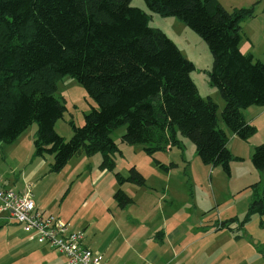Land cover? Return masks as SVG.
<instances>
[{
    "label": "trees",
    "instance_id": "1",
    "mask_svg": "<svg viewBox=\"0 0 264 264\" xmlns=\"http://www.w3.org/2000/svg\"><path fill=\"white\" fill-rule=\"evenodd\" d=\"M143 1L149 12L179 19L204 40L211 54L207 80L224 103L220 119L247 140L256 126L242 110L264 106V61L242 52L239 44L241 22L255 15L259 1L231 9L219 0ZM149 12L131 0H0V145L15 142L36 124L34 154L52 155L51 172L75 154L99 153V169L116 177L113 199L119 208L132 202L123 182L145 184L134 166L126 176L114 171L119 146L111 134L121 126L120 142L143 146L162 169L175 164L161 163L154 154L182 149L185 137L204 163L229 172L230 161L238 157L227 147L218 106L199 94L190 75L194 63L149 25ZM66 75L96 103L82 124L69 121V139L54 128L67 110L55 95L57 81ZM251 162L264 175V142L254 146ZM253 186L242 223L257 215L264 231V184L260 192L258 184ZM224 227L228 224L219 225Z\"/></svg>",
    "mask_w": 264,
    "mask_h": 264
},
{
    "label": "rangeland",
    "instance_id": "2",
    "mask_svg": "<svg viewBox=\"0 0 264 264\" xmlns=\"http://www.w3.org/2000/svg\"><path fill=\"white\" fill-rule=\"evenodd\" d=\"M255 1L219 0L226 9L247 7ZM258 1V5L264 4V0ZM131 4L149 12L143 0H131ZM149 13V25L161 29L181 54L194 63L190 75L199 94L207 97L210 91H216L217 98L221 97L207 80L211 54L204 40L175 17ZM259 21L254 16L241 23H245L243 31L247 28L253 40L259 37ZM245 43L243 36V48ZM263 46L259 41L249 48L262 61ZM55 95L65 100L67 110L54 128L60 136L69 139L72 133L69 121L82 124L83 114L96 107V103L68 75L57 81ZM220 99L219 124L228 133L230 152L234 157L239 156L230 161L229 172L220 165L204 163L194 144L185 137H181L182 149L173 147L154 154L161 163L175 164L169 170L162 169L143 146L120 142L124 131L121 126L111 134L119 146L115 171L126 176L129 167L134 166L145 177L141 186L130 182L120 185L132 198L121 209L113 199L118 186L114 173L100 176L99 153L75 154L61 170L51 172L52 155L34 154L37 126L32 124L15 142L0 145L1 181L4 187L14 191H17L14 184L22 185L25 191L30 184L34 200L49 204V210H58L63 220L74 225L72 229L83 232L86 239L95 242L93 248L99 246L114 264H165L169 258L163 252L171 249L175 252L172 264H264V231L259 226V216L242 223L254 195L253 185L258 184L260 192L264 184V175L251 162L254 146L264 142V114L252 119L263 106L252 105L242 110L247 121L256 126L255 133L243 140L232 136L220 119L224 104ZM225 223L228 227L219 228ZM22 238L28 236L18 224L0 226V264H61L55 249L36 241L24 247ZM83 243L87 246L84 239Z\"/></svg>",
    "mask_w": 264,
    "mask_h": 264
},
{
    "label": "built area",
    "instance_id": "3",
    "mask_svg": "<svg viewBox=\"0 0 264 264\" xmlns=\"http://www.w3.org/2000/svg\"><path fill=\"white\" fill-rule=\"evenodd\" d=\"M1 212L31 238L61 251L66 257L64 264H107L100 252L83 243V232L70 230L67 222L36 207L30 185L24 192L14 191L4 187L0 178Z\"/></svg>",
    "mask_w": 264,
    "mask_h": 264
},
{
    "label": "crops",
    "instance_id": "4",
    "mask_svg": "<svg viewBox=\"0 0 264 264\" xmlns=\"http://www.w3.org/2000/svg\"><path fill=\"white\" fill-rule=\"evenodd\" d=\"M222 4V3H221ZM223 5V4H222ZM225 7V6H224ZM233 8V7H232ZM231 9V8H230ZM254 16H258L259 18H260V21H259V25H257V30H259L260 32H259V37H257L255 40H253V36L251 35V32L249 31V30H247V28H245L246 29V32H244L243 31V26H244V24L243 25H241V27H242V32H243V36H245V38H246V43H245V45H243L244 46V48L241 46V42H240V44H239V46H240V50L242 51V52H244V53H251L252 55H254L253 54V52H250V50H249V48L251 49L252 48V46L254 47V45H255V43H258L259 41H260V43H262V44H264V4L263 5H261V4H259V5H257V8H256V12H255V15ZM253 16V17H254ZM243 22V21H242ZM241 22V23H242ZM243 36H242V40H243ZM241 40V41H242ZM252 44V45H251ZM262 50H263V52H264V46L262 47ZM199 91V90H198ZM210 93V96L212 97V99H214L213 101H215V103H217V106H218V108H219V105H221V97H218L217 98V96H219V95H217L216 96V91H210L209 92ZM213 95H215V96H213ZM209 96V97H210ZM215 97V98H214ZM243 112V111H242ZM261 114H264V106L263 107H261V109L257 112V115L255 116V117H253L252 119H256L258 116H260ZM243 116H244V118H245V115L243 114ZM245 120L247 121V119L245 118ZM247 122H249L250 123V120L249 121H247ZM254 125V124H253ZM229 131V130H228ZM225 132L227 133V131L225 130ZM230 132V131H229ZM123 133V132H122ZM232 134V136H236L235 134H233V133H231ZM122 135V134H121ZM227 135H228V133H227ZM34 138V137H33ZM228 147V146H227ZM229 149V148H228ZM101 156V155H100ZM237 157H239V156H237ZM101 158V157H100ZM100 162H101V159H100ZM99 168V167H98ZM100 176H102V175H107V174H109V173H111L110 171H108V170H106V169H104V170H101L100 169ZM115 171V170H114ZM108 172V173H107ZM117 172V171H116ZM1 178V177H0ZM30 185V184H29ZM13 187L17 190V191H19V192H24L25 191V189H24V187L22 186V185H19V186H16L15 184L13 185ZM24 190V191H23ZM115 190H116V188H115ZM114 190V191H115ZM32 198H33V196H32ZM33 200H34V198H33ZM34 203H35V205H36V207L38 208V209H41V210H44V211H46V212H48V213H51V214H53V215H56V216H58L59 218H61L60 217V215H59V211L58 210H56V211H53V208H52V210H49V209H47V208H50L51 209V207L50 206H48L49 204H46V203H43L42 201H36V200H34ZM39 203H41V204H39ZM115 204H116V202H115ZM116 206H117V204H116ZM118 207V206H117ZM122 209V208H121ZM62 219V218H61ZM63 220V219H62ZM65 221V220H64ZM65 222H67V221H65ZM8 223H15L14 221H12L10 218H8V216L6 215V213H4V212H1V214H0V226L1 225H6V224H8ZM17 224V223H16ZM67 224H68V226H69V229L70 230H72V231H76V230H74V229H72V227L73 228H75L74 227V225H69V223L67 222ZM91 225V223L88 225V227ZM22 229V228H21ZM25 232V231H24ZM26 234H27V236H28V239H25V238H22V245L24 246V247H30V245H29V243H32V242H38L37 240H35V239H33V238H31L30 237V235L26 232ZM84 240H85V243L87 244V246L90 248V249H92V250H96V251H98V252H100L102 255H103V257H104V259H105V261L107 262V264H114V261H113V259L112 258H110L107 254H103L102 252H101V250H100V248H99V246H98V249H95V248H93V246L95 245V242H93L92 240H88V239H86V236L84 237ZM38 243H40V242H38ZM40 244H42L44 247H50V248H52V249H55L57 252H58V254H59V260H60V263L61 264H64L65 263V261H66V257H65V255L61 252V251H59V250H57L56 248H53V247H51L50 245H48V244H45V243H40ZM163 253H167V256H166V258H169V260L165 263V264H172V262H173V259H174V257H175V252H174V250L173 249H171V250H169V251H164ZM138 257V256H137ZM154 258H156V256H154ZM139 261V260H138ZM140 263L142 262L141 260L139 261ZM138 262V263H139Z\"/></svg>",
    "mask_w": 264,
    "mask_h": 264
}]
</instances>
